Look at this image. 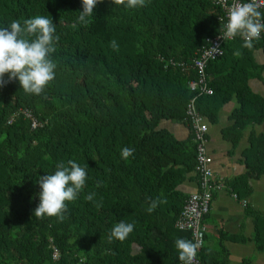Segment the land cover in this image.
Instances as JSON below:
<instances>
[{
    "label": "trees",
    "instance_id": "16d2710c",
    "mask_svg": "<svg viewBox=\"0 0 264 264\" xmlns=\"http://www.w3.org/2000/svg\"><path fill=\"white\" fill-rule=\"evenodd\" d=\"M82 11V0H0V27L40 15L52 19L60 37L52 56L55 79L41 95L25 93L18 80L0 87V264H179L175 241L194 242L176 221L188 199L179 187L195 172L197 145L193 135L180 141L161 125L190 127L186 112L196 92L189 83L199 77L192 61L221 33V10L210 0H146L136 9L101 0L87 26L79 22ZM255 43L264 45V38ZM242 45L240 38L228 42L224 56L207 67L214 93L200 95L197 108L210 122L234 96L249 120L264 122V100L250 91L252 58ZM171 60L189 66L183 70ZM24 110L42 126L33 129ZM125 147L135 150L128 159L121 156ZM252 157L259 177L264 138ZM69 159L87 166L85 188L66 202L63 222L36 217L37 181ZM92 192L95 201H87ZM158 197L167 203L149 213ZM96 201L103 206L97 209ZM121 220L135 223L133 233L109 242ZM237 238L227 235L220 243ZM250 239L264 253V218H256ZM210 250L204 245L200 264H229L227 251Z\"/></svg>",
    "mask_w": 264,
    "mask_h": 264
},
{
    "label": "clouds",
    "instance_id": "9594fccd",
    "mask_svg": "<svg viewBox=\"0 0 264 264\" xmlns=\"http://www.w3.org/2000/svg\"><path fill=\"white\" fill-rule=\"evenodd\" d=\"M100 2L101 0H82L83 11L80 12L79 22L87 26L91 22L88 18L93 16V9ZM112 3L124 5L128 9L146 6V0H112ZM222 19L221 17L220 21ZM222 31V39L240 37L243 40L242 47L251 50L254 41H258L264 32V12L259 10L256 0L248 3L237 0L228 11ZM55 33L56 25L52 19L40 15L23 22L13 20L9 26L0 27V87L18 80L25 93L41 95L56 75L57 63L52 56L57 50L60 37ZM110 47L114 51L119 50L115 40L110 42ZM233 55L240 57L242 52L236 50ZM6 74L7 80L4 79ZM134 151V148L125 147L121 150V156L128 159ZM87 179V166L82 167L73 159H69L67 163L58 162L54 174H46L37 181L41 191L40 202L34 210L35 216L55 217L63 222L66 219L65 213L68 212L66 202L77 199L85 188ZM95 196L96 193L92 192L85 199L93 202ZM164 203H167L166 198L152 200L148 212L151 213ZM95 206L97 209L101 208L102 201H96ZM134 227V222L119 221L109 233L108 241H125L133 233ZM175 247L181 264H194L201 241L179 238L175 241Z\"/></svg>",
    "mask_w": 264,
    "mask_h": 264
},
{
    "label": "crops",
    "instance_id": "0c3cea01",
    "mask_svg": "<svg viewBox=\"0 0 264 264\" xmlns=\"http://www.w3.org/2000/svg\"><path fill=\"white\" fill-rule=\"evenodd\" d=\"M252 62L248 71V86L258 99L264 100V45L255 43L249 50ZM241 111V112H240ZM208 151L213 159L214 180L220 190L214 195L212 209L205 220L207 241L211 252L220 248L230 255L229 264H264V253L250 239L256 229V218H264V174L254 177L251 171L254 144L264 138V122L256 123L243 114L237 96L221 107L216 122H210ZM178 140L187 141L192 132L185 123L163 121ZM197 174L191 173L179 191L187 198L199 191ZM238 237L236 241L220 243L221 237ZM251 251L253 258H246Z\"/></svg>",
    "mask_w": 264,
    "mask_h": 264
},
{
    "label": "built area",
    "instance_id": "2783aa9c",
    "mask_svg": "<svg viewBox=\"0 0 264 264\" xmlns=\"http://www.w3.org/2000/svg\"><path fill=\"white\" fill-rule=\"evenodd\" d=\"M210 2L221 10L220 18L222 17L223 19L220 22L224 25L227 21L229 9L237 0H210ZM239 2L248 3L251 2V0H239ZM256 3L259 10L264 12V0H256ZM221 37H223V31L217 36L207 39L203 47L198 51L196 58L192 61V65L194 69L198 71L199 77L197 80L189 83V88L193 92H196V95L190 100L186 113L194 142L197 145V165L195 167V173L199 177L200 187L198 192L193 193L186 200L185 206L176 221V227L180 231L191 232L194 242L197 240L201 241V247L198 250L194 264L201 263L200 253L205 245L206 235L205 218L211 212L215 193L220 190V185L214 180L212 169L213 159L208 151L209 125L204 115H202L197 108V98L200 95H212L214 93V90L210 87L208 82L206 74L207 67L210 62L224 56L225 44L240 38L236 37L229 40L222 39ZM263 38L264 32L261 33V38L259 40ZM240 39L242 40V38ZM170 63L172 66H179L183 70L187 69L189 66L184 63H177L173 60H171ZM23 114L26 118L31 120L33 129L42 126L31 111L24 110ZM57 257L58 253L55 252L54 258L56 259Z\"/></svg>",
    "mask_w": 264,
    "mask_h": 264
},
{
    "label": "rangeland",
    "instance_id": "374dc122",
    "mask_svg": "<svg viewBox=\"0 0 264 264\" xmlns=\"http://www.w3.org/2000/svg\"><path fill=\"white\" fill-rule=\"evenodd\" d=\"M246 252H248V253H250L246 258H253V254H252V252L251 251H246ZM257 264H258V262H257Z\"/></svg>",
    "mask_w": 264,
    "mask_h": 264
}]
</instances>
